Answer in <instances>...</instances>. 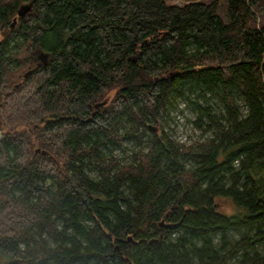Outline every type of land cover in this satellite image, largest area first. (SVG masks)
Segmentation results:
<instances>
[{"label":"trees","instance_id":"trees-1","mask_svg":"<svg viewBox=\"0 0 264 264\" xmlns=\"http://www.w3.org/2000/svg\"><path fill=\"white\" fill-rule=\"evenodd\" d=\"M219 4L0 0V264H264V24Z\"/></svg>","mask_w":264,"mask_h":264},{"label":"rangeland","instance_id":"rangeland-1","mask_svg":"<svg viewBox=\"0 0 264 264\" xmlns=\"http://www.w3.org/2000/svg\"><path fill=\"white\" fill-rule=\"evenodd\" d=\"M171 3L175 4H183L187 0H168ZM197 1V0H195ZM205 2H210L212 0H200ZM219 9L218 15L226 22L229 21V16L227 13V0H219ZM252 9L254 10L256 16V24L257 26H261L264 24V0H248ZM177 109H173L169 114L168 118H163L160 121L167 127L173 128L176 131V136L180 141L191 142L194 139H199L201 137H205L209 134H203V132L193 125L191 122L194 118V113L184 104L183 101L175 102ZM216 103V101H215ZM180 109H184L180 111ZM140 149V147L132 142H126L122 145V147L115 150V154L120 157H126L127 160L131 159L132 153L136 150ZM230 199V198H229ZM227 198L218 199V207L223 213L230 215L232 207V202ZM97 264L96 260L89 259L88 261L79 260L74 264ZM42 264H58L53 260H48Z\"/></svg>","mask_w":264,"mask_h":264},{"label":"water","instance_id":"water-1","mask_svg":"<svg viewBox=\"0 0 264 264\" xmlns=\"http://www.w3.org/2000/svg\"><path fill=\"white\" fill-rule=\"evenodd\" d=\"M33 10V1H30V2H26V3H22L18 10H17V16L19 17H26L31 11ZM17 17H14L13 19V23L11 25L12 28H14L16 26V23H17ZM37 54L40 56V61H39V64L42 65V64H46L48 62V53L44 52V51H40V52H37ZM30 72L27 71L25 73V76H27V74ZM107 101L104 100V101H101L99 103H97L95 105L96 108H99L100 106L104 105ZM49 121V120H48ZM35 128L37 127H40V125L36 124L34 125ZM41 152L42 154H47L48 151L44 150V149H41V148H37L35 150V153H39ZM180 222H165L164 220H162L160 222V226L161 227H165V228H177L179 226ZM129 239H131V237H129Z\"/></svg>","mask_w":264,"mask_h":264},{"label":"flooded vegetation","instance_id":"flooded-vegetation-1","mask_svg":"<svg viewBox=\"0 0 264 264\" xmlns=\"http://www.w3.org/2000/svg\"><path fill=\"white\" fill-rule=\"evenodd\" d=\"M30 2V1H29ZM36 58H37V63H39V61H40V56L37 54V52H36ZM49 58V57H48ZM151 125V124H150ZM155 127V130L156 131H158L159 129L156 127V126H154ZM38 148V147H37ZM46 155H48V156H51V154H49V152L46 154ZM59 157H61V158H63L62 156H59ZM64 160V159H63ZM62 161V160H61Z\"/></svg>","mask_w":264,"mask_h":264},{"label":"built area","instance_id":"built-area-1","mask_svg":"<svg viewBox=\"0 0 264 264\" xmlns=\"http://www.w3.org/2000/svg\"><path fill=\"white\" fill-rule=\"evenodd\" d=\"M0 138H3V133L1 130H0Z\"/></svg>","mask_w":264,"mask_h":264}]
</instances>
